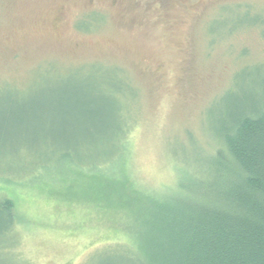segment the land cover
<instances>
[{
    "label": "rangeland",
    "instance_id": "rangeland-1",
    "mask_svg": "<svg viewBox=\"0 0 264 264\" xmlns=\"http://www.w3.org/2000/svg\"><path fill=\"white\" fill-rule=\"evenodd\" d=\"M93 64L119 68L133 88L118 106L130 181L178 200L180 169L194 175L216 150L226 101L242 107L261 88L264 0H0V117L15 95L26 103L53 89L41 74ZM76 120H41L42 136L0 134V195L16 206L15 229L0 231V264H128L112 249L127 245L123 223L91 200L100 184L84 175L65 184L40 168L53 162L50 130L100 154L101 136L84 139Z\"/></svg>",
    "mask_w": 264,
    "mask_h": 264
},
{
    "label": "trees",
    "instance_id": "trees-1",
    "mask_svg": "<svg viewBox=\"0 0 264 264\" xmlns=\"http://www.w3.org/2000/svg\"><path fill=\"white\" fill-rule=\"evenodd\" d=\"M40 77L50 78L46 83L53 89L26 103L19 94L10 98L0 134L18 128L24 136H42L41 120H52L57 128L69 117L79 122V134L85 127L84 139L101 136L100 154L88 155L50 130L53 162L40 168L65 184L78 175L100 184L91 200L117 225L123 223L127 245L112 249L126 251L118 254L128 256V264H264V72L258 93L247 96L242 107L231 106L235 102L227 96L231 109L214 129L216 150L194 175L180 169L184 183L180 199L172 201L138 190L127 175L129 127L125 109L118 106L124 107L119 100L133 88L119 68L93 64ZM127 213L133 218L128 225ZM15 226V202L0 195V231L12 233Z\"/></svg>",
    "mask_w": 264,
    "mask_h": 264
}]
</instances>
